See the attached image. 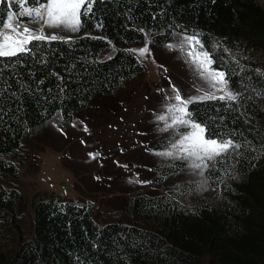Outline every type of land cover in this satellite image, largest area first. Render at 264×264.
I'll use <instances>...</instances> for the list:
<instances>
[{"label":"trees","instance_id":"16d2710c","mask_svg":"<svg viewBox=\"0 0 264 264\" xmlns=\"http://www.w3.org/2000/svg\"><path fill=\"white\" fill-rule=\"evenodd\" d=\"M82 29L88 33L33 42L11 66L0 62V181L20 179L15 159L27 135L56 119L73 123L96 98L143 76L131 47L147 34L153 49L199 36L238 98L191 103V119L241 148L209 168L212 195L178 202L191 188L184 186L168 197L130 199L125 209L142 224L99 225L91 204L50 196L33 203V233L25 238L16 213L21 194L0 184V264H264V2L95 0ZM111 47L118 49L104 57ZM188 166L181 159L155 165L154 186ZM13 227L18 244L4 252Z\"/></svg>","mask_w":264,"mask_h":264},{"label":"rangeland","instance_id":"374dc122","mask_svg":"<svg viewBox=\"0 0 264 264\" xmlns=\"http://www.w3.org/2000/svg\"><path fill=\"white\" fill-rule=\"evenodd\" d=\"M18 19L21 22L28 20L26 16ZM29 26L38 27L36 24ZM45 32L65 39L88 33L82 28L78 33L47 28ZM182 39L175 38L153 49L147 34L144 42L131 47L145 66L143 76L112 97L96 98L73 123L64 124L56 119L26 136L15 159L20 168V179L0 181L2 186L15 188L21 194L16 213L21 218L25 238H30L33 233V203L42 197L58 196L62 200L91 204L94 219L104 225L113 221L142 224L143 220L125 209L130 199L140 194L168 197L170 188L174 194H179L184 186L191 188L178 202L187 197L198 199L200 194H213L207 183L212 162L202 175L188 166L180 174L165 179L162 186L153 184L154 166H169L178 159L160 153L171 151L179 157L181 150L172 145L189 131L183 125L168 127L174 123L173 117L179 115L167 111L177 103L173 86L184 98L200 97L206 92H214L217 97L225 95L194 71L184 53L167 47L168 44L178 47ZM144 47H148L149 52L141 56L139 50ZM117 49L111 47L104 57ZM162 115L166 121L160 120ZM159 141H163L162 145L156 148ZM18 241L14 227L6 231L4 252L14 249Z\"/></svg>","mask_w":264,"mask_h":264},{"label":"snow or ice","instance_id":"6c2138e0","mask_svg":"<svg viewBox=\"0 0 264 264\" xmlns=\"http://www.w3.org/2000/svg\"><path fill=\"white\" fill-rule=\"evenodd\" d=\"M13 2L17 5L16 9L12 8ZM26 3L28 0H0V5L9 9L6 14L0 11V62L8 59V66L14 62L13 58L18 60L22 55L30 53L34 46L33 42L63 39L57 35L47 34L46 28L71 33L80 32L92 12L95 0H31L30 6L25 7ZM25 16L28 18L26 22L18 19V17ZM31 24H36L38 27L32 28L29 26ZM167 47L170 50L177 49L184 53L186 61L207 84L218 91L225 92V95L219 97L214 92H206L200 97L184 98L173 86L174 100L177 103L171 105L167 111L179 115L173 117L174 123L169 124L168 127L183 125L189 131L182 134L181 139L172 145L173 148L181 150L179 157L171 151L160 153V155L190 162L189 166L202 175L203 170L209 168V162L216 163L219 162L218 158H228L241 148V144L231 138L224 139L219 135H207V127L191 119L188 105L205 100L235 102L238 97L228 89L226 72L213 68L215 60L209 51L203 50L204 45L197 34H185L178 47L173 44H168ZM148 52V47L139 50L141 56ZM160 120L166 121V117L162 115Z\"/></svg>","mask_w":264,"mask_h":264}]
</instances>
